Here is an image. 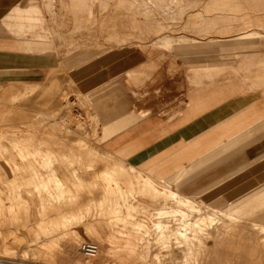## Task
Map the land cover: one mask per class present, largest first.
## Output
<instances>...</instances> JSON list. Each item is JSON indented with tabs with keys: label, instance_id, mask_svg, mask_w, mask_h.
<instances>
[{
	"label": "rangeland",
	"instance_id": "obj_1",
	"mask_svg": "<svg viewBox=\"0 0 264 264\" xmlns=\"http://www.w3.org/2000/svg\"><path fill=\"white\" fill-rule=\"evenodd\" d=\"M60 1L59 6L56 0H0V264H201L202 261V264H254L249 240L253 232H260H250L248 226L247 232L246 226L243 230L244 223L247 225L252 217L239 213V208H244L239 205L245 203L244 195L257 191L256 188L250 192L241 188L238 199L208 202L201 196V190H185L180 182L171 184L155 180L156 185L151 182L161 192L166 193L173 188L190 197L198 203L202 213L211 217L210 223L206 221L195 227L183 228L186 232L179 239L177 233L182 230L183 223L175 222L171 217L167 218L172 223L166 217L158 220L153 212L162 207L160 203L149 200L147 195L137 194L136 186L143 177L136 171L129 172L130 166L125 162H119L113 156L106 157L102 147L103 126L96 127L89 111L93 105L83 93L77 94L76 85L79 84L75 81L78 79L73 78L82 68L86 74L88 63L81 59L88 58L82 54H86L90 45L88 39L83 40L71 32L72 22L66 10H101L99 14L103 17L105 10H117L112 19L117 31L111 29V35L119 32L128 38H152L146 42V46L152 48L142 49L153 54L148 56L153 60L159 59L157 69H162L160 76L154 74L149 80L144 79L143 88L139 91L131 89L133 80L124 79L126 70L122 72L123 75L119 76L124 87L122 95L132 102L127 101V107L145 110L146 99L157 98V88L165 85L162 82L173 83L175 89L184 95L187 92L183 79L187 63L183 60L188 55L189 46L196 42L191 37L204 33L200 25L192 21L191 12L212 10L215 0H77L78 5L74 8L71 0ZM228 2H233V5L225 10H249L252 27L259 32V36L253 38L259 41L256 52L264 53V11H261L264 8L248 1L240 6L237 0ZM13 8L24 11H19L17 16ZM44 10H53L54 13L48 16ZM81 13L85 18H80L79 24L91 27L85 12L78 14ZM63 14L66 17L61 21ZM239 14L247 16L246 11ZM209 32L216 33L215 30ZM62 33H67L69 38L62 37ZM97 35L95 38L100 37ZM163 36H169L170 41L151 42ZM184 39L188 42L181 41ZM156 54L163 57H156ZM136 60L143 61L140 58ZM170 61L178 64L176 72L166 70ZM119 64H112L113 70L118 69ZM46 80L56 84L52 91L57 100L63 99L60 101L62 107L47 112L42 111L41 105H33L30 109L22 107L19 102L36 97L41 89L34 87ZM31 93L34 94L30 98ZM228 95L233 96L234 93ZM84 101L90 106L87 107ZM256 107L264 111L263 103ZM47 122H53L58 135L46 128ZM29 139L37 142L31 146ZM42 139L52 142L42 143ZM69 145L78 153L75 156L69 153L68 160L76 167L77 173L75 171L74 176L70 173L65 177L57 175L62 181L59 184L49 175L51 165L57 162L53 159L48 161L46 152L52 146L53 149L64 146L67 153ZM89 145L96 151L88 148ZM260 154L264 156V150L257 153V158ZM105 162L121 164L128 173L125 171L118 177L110 170L112 166L107 167ZM19 166L24 169L21 174ZM158 221L164 226L166 224L167 228L156 229ZM170 224L176 225L175 229ZM259 225L264 226V223ZM85 242L98 246V254L94 258L86 259L80 254L79 244ZM258 255L264 260L263 254ZM247 259L250 263L245 262Z\"/></svg>",
	"mask_w": 264,
	"mask_h": 264
},
{
	"label": "crops",
	"instance_id": "obj_2",
	"mask_svg": "<svg viewBox=\"0 0 264 264\" xmlns=\"http://www.w3.org/2000/svg\"><path fill=\"white\" fill-rule=\"evenodd\" d=\"M13 10L17 16L24 11L17 8ZM44 13L49 16L47 10ZM53 13L52 10L51 16ZM61 36L69 38L67 33H62ZM170 39L169 36L158 37L151 42L160 43ZM92 47L90 45L86 52L88 58L81 59L88 63L86 74L82 77L75 74L73 78L78 79V82L75 81V84H79L76 85L77 94L83 93L89 98L90 103L84 101L87 107L89 104L93 105L89 111L96 127L100 124L103 126L102 147L105 154L115 157L119 162H125L154 185L155 180L168 181L171 184L177 181L184 185L185 190H201V196L208 202L225 198L238 199L241 188L249 192L257 184L264 183V156L260 154L257 158V153L264 150V137L238 151L237 148L244 140L233 143L238 133L257 120L256 116L261 113V107L255 106L252 111L233 113L229 109L222 110L227 101L223 100L222 94L217 90H202L192 95L186 92L181 96L178 94L182 91L176 90L173 83L162 82L165 85L157 88V98L146 99L143 105L145 110L135 107L131 110L126 104L131 100L122 95L124 87L119 76L126 70L124 79L130 82L133 80L131 89L139 91L143 88L144 79L149 80L154 74L161 75L162 69H157L159 59L153 60L148 57L153 54H147L139 47L136 48L134 56L112 53L106 47L104 50H95ZM147 47L152 48L149 45ZM209 47L207 43L189 46L186 51L188 55L183 60L187 63L185 74L192 70H210L212 67L225 65V61L215 62V59L209 58ZM155 56L163 57L159 54ZM137 58L143 61L137 62ZM119 62L118 69L113 70L112 64ZM167 66L169 73L176 72L179 68L175 61H170ZM50 82L51 80H46L41 85L37 83L34 88L41 89L36 95L39 98L22 100L19 102L23 104L22 107L30 109L33 105H41L42 111L52 110L53 106H48L43 100V96L50 91L47 85ZM34 83L31 82V85ZM50 94L51 91L47 93ZM53 95L55 97L54 93ZM235 114L238 115L234 116ZM223 117H227L223 120L224 123L219 121ZM262 135L264 133L260 136ZM251 139L253 138L247 141ZM88 148L93 147L89 145ZM93 150L96 151L94 148ZM128 170L130 172V168Z\"/></svg>",
	"mask_w": 264,
	"mask_h": 264
},
{
	"label": "bare ground",
	"instance_id": "obj_3",
	"mask_svg": "<svg viewBox=\"0 0 264 264\" xmlns=\"http://www.w3.org/2000/svg\"><path fill=\"white\" fill-rule=\"evenodd\" d=\"M56 1H57L56 2L57 5L60 6L61 1L60 0H56ZM71 1H72L71 6L73 8L78 5L77 0H71ZM247 1L250 4H254L257 7L264 8V0H237V5L238 6H240L241 4L246 5V3H248ZM232 3L233 2H228V0H215L213 3L214 8L212 10H197V11L192 10L191 12L192 21L200 25L199 28L201 29V32L202 30L204 31L202 35L197 34L191 37L192 41L194 42L196 41L193 44H198V43L206 44L207 43L210 46L209 48H207V51H209L208 52L209 58L211 57L215 59L216 60L215 62L225 61V65L212 67L210 70L188 71V73L186 72L187 74H185V77L183 79H185V84H186L185 90L189 94L192 95V93L194 92L196 94L197 92H202V90L203 92L204 91L210 92V90H217V92L222 94L221 97L223 98V100L225 99L227 101L224 104L222 110L229 109L233 113H241L245 110L252 111L253 110L252 108L257 106V104L259 103L264 104V53L256 52V50L259 47V41L254 40L253 38H257V36H259V32L254 27H252V24H251L252 19L250 18L249 10H225L226 8L228 9V7L233 5ZM217 8H223L224 10H214ZM47 11L49 13V16H51L52 10H47ZM81 11L85 12L88 24L89 23L92 24L90 25L91 27L89 26L83 27L85 25L82 26L79 24L78 20L80 18H85L84 14L82 13L78 14ZM100 11L101 10H66L72 22L71 32L76 33L83 40L88 39V45H92L93 46L92 49H95V50H99V49L104 50L106 47L112 53H119V54H126L128 56H134V53L137 51L136 48L147 47L146 42H148L152 38H149V39L128 38V37H124L123 34L119 32H116L115 34L111 35V29L116 30L114 28L115 26H113L112 19L114 18L115 11L117 10H105L106 13L104 14V17L102 16V14H99ZM242 11H246L247 16L246 14H242L240 16L239 13ZM261 11H264V10H261ZM200 12H203V13H200ZM65 14H63L59 20L62 21L66 17ZM82 15L83 17H81ZM120 16H123V14H120ZM209 30H215L216 33L209 32ZM85 32H87L88 34H86ZM97 33L100 36L99 38L98 37L95 38L96 37L95 35H97ZM92 34L93 36H91ZM161 38H168V36H163ZM181 41L185 43L188 42L187 39H184ZM254 43H256L257 45L254 46ZM133 48H135V50ZM82 55L85 56L87 54L83 53ZM87 70H88V66H87ZM76 74L77 76L80 75L82 77V75L85 74V71L82 68L81 70H77ZM54 84L55 83L53 81L47 84L50 88L51 94L47 95V93L50 92L48 91L43 96V100L45 101V103L48 106H53V110L56 108L60 109L62 107V102L60 101H63L61 97L58 100L56 99V96L54 97L52 93V86ZM229 93L230 94L234 93V95L229 96L228 95ZM36 98H39V97L36 96L33 99H36ZM33 102L36 103L34 100ZM236 115L238 114H235L234 116ZM261 116H262V119L261 118L257 119L258 117H261ZM263 116H264V111H261L259 115L257 114L256 116L257 120L255 122L251 123V125H249L245 130H243L242 132L238 133L235 136V138L233 139L234 144H236L239 141L244 140L240 143V146L239 148H237V151L243 149L244 147L264 137V135L260 136L262 133H264V117ZM226 118L227 117H223L222 119H219V121L221 122L225 120ZM222 123H224V121ZM42 126H43V123H42ZM46 128L49 129L53 134L58 135L56 133V126L53 125V122H47ZM67 130H69V128ZM75 131L76 130H74V133ZM250 138H253V139L247 141ZM22 140L24 142H27L26 138L22 137ZM45 141L46 139H42L41 142L44 143ZM35 142H37L36 139L34 140L29 139V143L31 146H33ZM50 142H52L50 139L46 141L47 144H49ZM64 144H67V143L64 142ZM57 148L58 149H53V146H52L51 149L46 153L48 155L47 157L49 159L48 161L53 159V160H56L57 162L51 165V168H50L51 171L49 175L52 179L56 180V183L60 184L62 181L57 177V175H63L65 177L69 175L70 173H71L70 176H74L77 173L76 167L74 165L72 166L68 161L69 153H72L73 156H75L77 152L74 150H71L70 145L67 146V153H65L63 149L66 147L63 146L60 148V146H58ZM68 151H71V152H68ZM61 152H62V155H60ZM55 153L57 155H55ZM106 157L108 158V155ZM58 158H60V160H57ZM63 160L65 162H63ZM99 160H102V158ZM105 164L109 168L112 166L110 170L113 171L114 174H117L118 177L119 175H121L122 173H125L126 171L125 168L118 163L112 164L109 162L108 163L105 162ZM87 166L89 167L90 165L88 164ZM129 168L130 170L135 171L134 169H132V167H129ZM21 170H24V169L19 166L18 168L19 174H21L20 173ZM68 171L70 172L68 173ZM38 173L41 174V172L39 171ZM89 174H92V173H89ZM139 175L143 177V181H139L138 186H136L137 194L141 193L139 196L142 195L143 197L144 195L145 196L147 195L146 197L149 196V200L151 199L152 201L155 200L157 203L159 202L160 205L162 206L161 208L157 209L156 212H153L154 216L158 220L162 218L164 219L166 217V219L169 221L170 219L167 217H171L175 220V222L179 221L183 223L182 230L177 233V236L179 239L183 238L186 232V229H183V228L188 229L191 225L192 227H195L202 222L207 221L208 223H210L212 221L211 217L209 215H205L204 213H202L201 207L198 205V203L194 202L190 197L186 195H182L181 193L177 192L176 190L172 188L170 189L169 192H166V193L161 192L149 180L144 179V176L142 174L139 173ZM84 179L86 180V178ZM56 187H58V185H56ZM255 188L257 191L250 193V194L248 193L249 194L248 196L244 195V197L246 196L245 197L246 201L245 203L243 202L239 205V206L243 205L244 208L245 206L250 205L251 209L245 208L246 209L245 210L244 208L240 207L241 209L239 208V210H241V212L239 213H243V214L246 213L250 217H252L250 218V220L248 219L250 222H248L247 225L244 223L243 230L245 229V226H246L245 231L247 232L249 230V229L247 230V226H248L251 228L249 230L250 232L257 231V230H259L260 232V233L253 232V234H251L252 237L251 238L249 237L250 247L252 248V255L254 257V259L252 258L253 259L252 262H254V264H260V263H264V260L262 259V257H260V255H258L259 257L257 256V254H260V253L263 254L264 256V238L260 236V235L264 236V226L259 225L260 223H264V184L263 186H259ZM255 188L253 190H255ZM84 192L88 193L86 191ZM90 192L92 191L90 190ZM128 195L129 193L127 194V196ZM131 197L133 196L131 195ZM132 200H135V199L133 198ZM224 215L228 217L226 213ZM154 216L152 215V218ZM163 224L164 223H162L161 221H158L155 225V228L156 229L167 228L166 224L165 226ZM175 226L176 225L174 226L171 225L173 229H175L174 228ZM168 228H169V224H168ZM74 242H71V244L73 243L72 246H74L75 244ZM74 249H76V247H74ZM97 254H98V249H97ZM252 259L250 258V260ZM245 262H249L248 259Z\"/></svg>",
	"mask_w": 264,
	"mask_h": 264
},
{
	"label": "built area",
	"instance_id": "obj_4",
	"mask_svg": "<svg viewBox=\"0 0 264 264\" xmlns=\"http://www.w3.org/2000/svg\"><path fill=\"white\" fill-rule=\"evenodd\" d=\"M79 252L86 259L94 258L97 255L98 246L92 242H85L80 244Z\"/></svg>",
	"mask_w": 264,
	"mask_h": 264
}]
</instances>
